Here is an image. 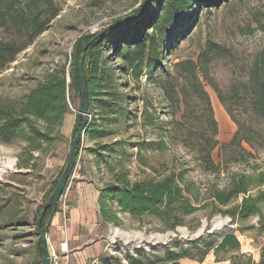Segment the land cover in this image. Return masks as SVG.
I'll return each instance as SVG.
<instances>
[{
	"label": "rangeland",
	"instance_id": "rangeland-1",
	"mask_svg": "<svg viewBox=\"0 0 264 264\" xmlns=\"http://www.w3.org/2000/svg\"><path fill=\"white\" fill-rule=\"evenodd\" d=\"M142 1L42 0L39 7L41 18L46 17V30L32 38L23 20L31 12L30 0H0V42L13 43L21 49L15 61L0 63V103H17L49 71L64 65L69 68L75 45L81 38L109 28ZM144 5L147 8L148 3ZM211 43L216 46L207 51ZM263 47L264 0H221L218 6L208 10L201 6L183 17L159 54L160 61L153 71H145L139 80L128 79L118 72L121 81L126 82L123 89L132 113L122 128V136L129 139L133 152L138 148L137 142H158L157 149L143 151L154 168H146L133 158L128 165L131 177L160 178L176 170L195 180L204 190L224 187L233 174L257 175L264 171V123L252 109L247 88L249 68ZM207 52L209 55L202 57ZM109 63L120 68L124 61L114 53ZM188 66L197 68L199 83L210 104L193 88L186 71L180 70ZM78 105L79 99L75 105L70 104L61 136L53 144H44L43 152L30 154L22 140L11 144L0 141V264H43L35 255L39 239L36 219L64 169ZM148 114L150 121L146 122ZM210 117L215 120V126ZM240 126L254 128L256 132L250 134L249 142L229 146ZM92 145L84 135L72 186L82 178L98 181L93 154L87 149ZM206 147H214L217 172L204 159ZM67 192L58 204L60 231L66 230L69 207L75 196L73 189ZM205 199L201 200L203 208L186 216L184 225L174 229H166L153 215L138 218L121 214V226L112 225L110 229L102 225L92 238H85L83 245L89 250L84 262L104 264L107 255L122 257L127 250L134 253L137 248L150 250L153 245L171 244L174 239L186 243L210 233L233 231L241 242V252L251 255L258 263L264 253V204L261 213L233 220L230 215L213 213V205L208 206L210 200ZM237 202L240 199L229 206H218L226 209ZM88 205L89 212L94 211V206ZM80 232L87 235L84 227ZM93 238L102 239L103 250L95 255L92 253L99 247ZM61 242L55 244L52 240L56 248ZM90 245L96 247L90 249ZM182 262L230 264L217 261L213 252L203 261L184 259Z\"/></svg>",
	"mask_w": 264,
	"mask_h": 264
},
{
	"label": "trees",
	"instance_id": "trees-1",
	"mask_svg": "<svg viewBox=\"0 0 264 264\" xmlns=\"http://www.w3.org/2000/svg\"><path fill=\"white\" fill-rule=\"evenodd\" d=\"M41 1L30 0L31 12L23 19L32 38L46 30V17L41 18L39 7ZM220 1L144 0L112 25L132 19L129 23L81 38L75 45L69 68L64 65L49 71L44 80L17 103H0V141L4 144L25 141L30 154L34 151L43 152L44 144L50 145L57 141L61 136L64 118L70 112V104L75 105L76 99H79L77 112L81 106L79 61L83 47L90 42L85 57L89 93L85 137L93 143L87 149L93 154V167L98 175V183L101 184L98 196L101 225L121 226V214L138 218L148 214L160 219L166 229H174L184 225L186 216L203 208L202 198L210 200L207 205H213V213L230 215L233 220L248 219L261 213L264 204V171L257 175L233 174L224 187H208L203 190L195 180L187 179L180 171L172 170L160 178L142 176L133 179L128 169L133 158L146 168H154L143 151L157 149L158 142L142 140L137 142L138 148L133 152L129 139L122 136V128L126 126L132 113L127 105L129 97L123 89L126 82L121 81L118 72L127 75L128 79L139 80L145 71H153L160 61L159 54L183 17L191 10L198 11L201 6L207 10L218 6ZM146 3L147 8L141 11ZM213 46L216 44L211 43L207 51ZM19 52L21 49L13 43L0 42V63L15 61ZM114 53L117 59L124 61L120 68L109 63L110 56ZM208 55L207 52L202 57ZM180 70L186 71V77L192 80L190 82L193 88L210 104L208 94L199 83L197 68L188 66ZM247 83L252 109L264 123V47L249 68ZM166 86L169 87L170 84ZM171 99L174 100L173 96ZM149 121L148 114L146 122ZM210 122L216 125L213 117H210ZM254 132V128L240 126L229 146L240 145L242 141L249 142V136ZM82 149L81 142L78 146V158ZM204 150L206 163L217 172L218 167L213 159L214 147H206ZM59 179L53 185L52 192ZM254 189L257 191L253 192ZM239 199L240 202L226 209L218 206H229ZM58 210V206L55 210H47L42 228ZM180 242V239H174L171 244L153 245L150 250L137 248L134 253L127 250L122 257L107 255L104 264H184V259L203 261L211 252L215 254L217 261H229L230 264H264L263 252L258 263H255L251 255L241 252V242L233 231L214 232L186 243L179 244ZM35 255L43 263L45 252L40 239L36 242Z\"/></svg>",
	"mask_w": 264,
	"mask_h": 264
},
{
	"label": "crops",
	"instance_id": "crops-1",
	"mask_svg": "<svg viewBox=\"0 0 264 264\" xmlns=\"http://www.w3.org/2000/svg\"><path fill=\"white\" fill-rule=\"evenodd\" d=\"M93 168L95 169V167ZM100 185L101 184H99L98 181L95 179H89L88 181H86L84 178H82L77 185L73 186L71 182L70 189H73L75 196L73 198L72 205L69 207V215L66 219V230L60 231L59 225L61 216L59 210L53 216L50 232L48 234L49 242L52 243L53 240V242H55L56 244L58 240L60 242L65 239L68 240V247L70 250V260L68 264L87 263L84 262V255L89 249H86V247H84L83 245L86 243L85 238H92L101 229L102 225L100 223L98 214V196ZM70 189L68 190L69 192ZM88 191H91L92 195L89 194ZM88 203L92 207L94 206V211L92 210L89 212L90 206L88 205ZM81 227H84V230L87 233L86 236L81 234ZM108 227L110 229H113L112 224L108 225ZM91 240H96L95 245L98 243L97 246L99 247L97 251L92 253V255L102 252V239L93 238ZM93 245H90V249L96 247Z\"/></svg>",
	"mask_w": 264,
	"mask_h": 264
},
{
	"label": "water",
	"instance_id": "water-1",
	"mask_svg": "<svg viewBox=\"0 0 264 264\" xmlns=\"http://www.w3.org/2000/svg\"><path fill=\"white\" fill-rule=\"evenodd\" d=\"M145 6V5H144ZM144 6L142 7L141 11H143ZM132 19H127L122 22H119L115 25H111L109 28H117L129 23ZM90 42H88L82 49L81 57L79 61V77H80V88H81V106L77 112L73 134L71 138V144L69 153L67 156V160L63 169V173L49 196L48 200L46 201L44 208L37 219V233L39 235V239L43 244L45 257L43 264H51V256L49 250V228L52 223L53 215H51L45 223V226L42 228V221L44 216L49 208L56 209L58 206L61 196L65 192L66 188L68 187L70 178L76 168L78 163V146L82 142L83 137L85 135V130L88 121V108H89V93L87 88V79L85 73V57H86V50L89 46Z\"/></svg>",
	"mask_w": 264,
	"mask_h": 264
},
{
	"label": "built area",
	"instance_id": "built-area-1",
	"mask_svg": "<svg viewBox=\"0 0 264 264\" xmlns=\"http://www.w3.org/2000/svg\"><path fill=\"white\" fill-rule=\"evenodd\" d=\"M72 180H73V176L70 178L68 187L66 188L65 192L61 196L60 202L66 196L67 191L70 189V183ZM49 250H50V256H51V264H68L69 263L70 250L68 247V240L65 239L64 241H62L58 248H56L51 242H49Z\"/></svg>",
	"mask_w": 264,
	"mask_h": 264
}]
</instances>
